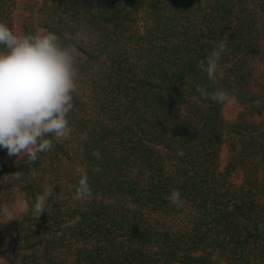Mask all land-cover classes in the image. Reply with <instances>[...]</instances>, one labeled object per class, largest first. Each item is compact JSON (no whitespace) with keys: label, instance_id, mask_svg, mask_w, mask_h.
<instances>
[{"label":"trees","instance_id":"16d2710c","mask_svg":"<svg viewBox=\"0 0 264 264\" xmlns=\"http://www.w3.org/2000/svg\"><path fill=\"white\" fill-rule=\"evenodd\" d=\"M0 22L56 33L78 73L70 138L35 163L0 148V206L18 218L0 224V264H264V0H0ZM220 40L213 84L198 65Z\"/></svg>","mask_w":264,"mask_h":264},{"label":"clouds","instance_id":"9594fccd","mask_svg":"<svg viewBox=\"0 0 264 264\" xmlns=\"http://www.w3.org/2000/svg\"><path fill=\"white\" fill-rule=\"evenodd\" d=\"M212 50L206 62H199V69L206 73L213 84L217 82L218 69L223 54L227 52L225 40L210 41ZM0 148L7 150L9 157L24 154L28 163H35L40 153H46L55 143L70 138L69 113L74 107V94L78 90L77 56L72 45H66L54 32L44 34H15L5 23L0 22ZM204 98L231 105L236 97L227 90L217 89L211 93L197 86ZM254 106L259 108L260 102ZM93 156L101 158L99 150ZM94 172L100 171L98 166ZM19 180L21 172L11 174ZM53 189L37 195L32 206L36 220L47 210ZM92 196L89 177L83 175L76 188L75 199ZM179 208L183 199L178 190L168 197ZM28 204L20 212L27 215ZM18 219L14 207L0 206V224Z\"/></svg>","mask_w":264,"mask_h":264},{"label":"rangeland","instance_id":"374dc122","mask_svg":"<svg viewBox=\"0 0 264 264\" xmlns=\"http://www.w3.org/2000/svg\"><path fill=\"white\" fill-rule=\"evenodd\" d=\"M262 82H264V72H263V76H262ZM229 108H231V107H229ZM227 109V108H226ZM229 110L227 109V112H228ZM15 231H16V226H15V224H11V232H10V236H9V246L2 252V255H4V253H9V252H12L13 250H14V248H15V235H16V233H15Z\"/></svg>","mask_w":264,"mask_h":264}]
</instances>
